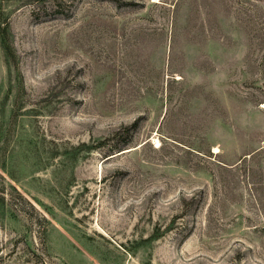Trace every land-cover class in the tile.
<instances>
[{"label": "rangeland", "instance_id": "374dc122", "mask_svg": "<svg viewBox=\"0 0 264 264\" xmlns=\"http://www.w3.org/2000/svg\"><path fill=\"white\" fill-rule=\"evenodd\" d=\"M0 27V264H264V0H0Z\"/></svg>", "mask_w": 264, "mask_h": 264}, {"label": "trees", "instance_id": "16d2710c", "mask_svg": "<svg viewBox=\"0 0 264 264\" xmlns=\"http://www.w3.org/2000/svg\"><path fill=\"white\" fill-rule=\"evenodd\" d=\"M0 38L2 39V47L5 51L6 54H10L12 55V51H11V46L10 44H6L5 40H6V28H1L0 27ZM107 142L106 138H103L101 140H99L98 145H104ZM119 144H114L113 146H110L111 149H115L116 147H118Z\"/></svg>", "mask_w": 264, "mask_h": 264}, {"label": "bare ground", "instance_id": "6f19581e", "mask_svg": "<svg viewBox=\"0 0 264 264\" xmlns=\"http://www.w3.org/2000/svg\"><path fill=\"white\" fill-rule=\"evenodd\" d=\"M217 151V150H216Z\"/></svg>", "mask_w": 264, "mask_h": 264}]
</instances>
